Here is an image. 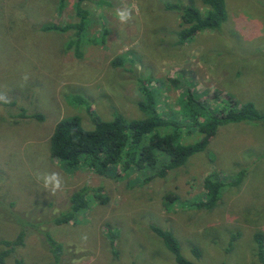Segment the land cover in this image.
Wrapping results in <instances>:
<instances>
[{"label": "rangeland", "instance_id": "rangeland-1", "mask_svg": "<svg viewBox=\"0 0 264 264\" xmlns=\"http://www.w3.org/2000/svg\"><path fill=\"white\" fill-rule=\"evenodd\" d=\"M59 1L0 0V95L11 98L9 104L0 102V243L16 238L19 220L26 223L24 244L7 264L50 263L41 232L64 245L63 264H176L152 226L171 231L187 259L194 260L190 248L197 246V264H261L252 238L264 232V123L219 127L203 152L144 185L139 175H101L84 168L66 172L50 157L49 141L65 117L76 116L86 130L92 129L88 106L101 121L115 114L142 119L137 106L145 99L142 88L154 95L162 116L175 120L184 115L180 99L188 87L210 108L231 101L263 111L264 0H225L227 19L221 28L183 44L181 20L167 9L178 0L86 2L90 15L80 57L67 49L73 32L41 28L75 20V0H66L61 10ZM193 4L206 12L201 0ZM117 8L130 9L133 19L121 24ZM114 60L121 64L114 66ZM24 74L30 77L27 83ZM34 115L43 120L29 118ZM184 130V142L199 139ZM241 171V183L227 187L213 210L187 206L199 202L207 175L231 181ZM51 172L63 181L54 195L36 178ZM83 186L104 202L89 192L85 211L56 224L65 217L70 195ZM167 193L182 202L166 209ZM236 232L238 239L226 250Z\"/></svg>", "mask_w": 264, "mask_h": 264}, {"label": "trees", "instance_id": "trees-1", "mask_svg": "<svg viewBox=\"0 0 264 264\" xmlns=\"http://www.w3.org/2000/svg\"><path fill=\"white\" fill-rule=\"evenodd\" d=\"M93 0H75L73 5V22L64 25H44L43 31H59L60 33L73 32L68 41L67 49H72L77 57H80L79 47L82 34L87 28L89 11L84 6L86 2ZM181 0L167 7L175 11L183 25L180 33V44L193 38L200 32L217 31L227 19L225 0H201L206 12L201 13L193 0L182 5ZM66 0H60L58 9L65 6ZM106 31L103 29L101 38L104 39ZM104 44V43H103ZM114 66L120 65V60L112 62ZM143 102L137 104L143 113L142 119H131L115 114L109 121L98 120L88 114L94 124L93 128L86 130L81 120L76 116L61 119L54 127L49 141L50 157L57 161L66 172H76L78 169H89L98 174L105 175L108 172L117 173L122 177L139 175L140 185L149 183L151 180L163 179L171 172L184 166L194 154L203 152L215 136L219 127L241 122L264 123V110L259 111L252 103L242 106L233 105L228 101L226 107L210 108L202 101L197 91L189 87L182 94L180 102L184 109L181 119L166 118L157 109L154 95L142 88ZM78 102H83L79 100ZM43 120L41 115L30 116ZM184 129L196 132L199 139L195 142H184ZM187 132V131H186ZM245 175L239 172L231 181H227L216 173L207 175L203 182L204 192L199 196V202L188 203V207L213 210L222 198L227 187L238 186ZM100 189H97L99 191ZM88 186H83L74 191L68 200L65 217L57 219L56 224L75 219L80 212L89 206L88 194L94 193L97 201L103 203L100 195ZM164 207L174 202H182L174 193L164 196ZM22 227L13 240L1 241L0 264H7V259L15 254L18 247L24 244L26 223L18 221ZM152 232L157 235L165 249L172 254L176 264H197L201 258V251L197 246L190 248L194 260L187 259L181 254L180 243L176 236L159 226H152ZM50 254L51 261L48 264H63L64 245L58 242L50 233L41 232ZM240 233H232L229 237L228 247L231 250ZM255 243V255L261 264H264V232L258 231L253 234ZM17 264H21L15 260Z\"/></svg>", "mask_w": 264, "mask_h": 264}, {"label": "clouds", "instance_id": "clouds-1", "mask_svg": "<svg viewBox=\"0 0 264 264\" xmlns=\"http://www.w3.org/2000/svg\"><path fill=\"white\" fill-rule=\"evenodd\" d=\"M115 16L121 24H127L133 19L132 11L127 8H117ZM29 79L30 77L27 74L22 76V80L25 83H27ZM0 102L9 104L11 103V98L7 95H0ZM36 178L37 180L43 181L44 187L46 189H50L53 195L62 189L63 181L58 172L38 173Z\"/></svg>", "mask_w": 264, "mask_h": 264}]
</instances>
